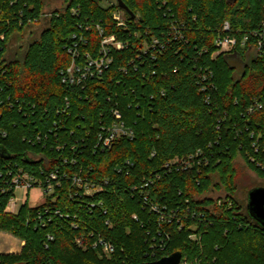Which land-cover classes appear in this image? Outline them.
Returning <instances> with one entry per match:
<instances>
[{
	"label": "trees",
	"instance_id": "16d2710c",
	"mask_svg": "<svg viewBox=\"0 0 264 264\" xmlns=\"http://www.w3.org/2000/svg\"><path fill=\"white\" fill-rule=\"evenodd\" d=\"M47 1L0 0V182L19 168L60 181L15 214L4 210L12 190L0 191V230L24 242L0 264H138L174 251L187 264H264V228L246 207L259 184L245 171L264 182V0H122L132 15L63 0L21 56H8ZM225 21L237 44L213 55ZM97 25L125 46L101 76L62 83L70 48L77 62L98 55ZM113 109L134 136L101 149L97 132ZM198 150L190 167L168 166ZM72 174L101 190L84 195ZM219 190L220 203L210 194Z\"/></svg>",
	"mask_w": 264,
	"mask_h": 264
},
{
	"label": "built area",
	"instance_id": "2783aa9c",
	"mask_svg": "<svg viewBox=\"0 0 264 264\" xmlns=\"http://www.w3.org/2000/svg\"><path fill=\"white\" fill-rule=\"evenodd\" d=\"M115 19L117 20V25L123 24V21L118 17L115 16ZM97 30L101 35L103 34V30L98 25ZM222 30L224 33L218 35L214 41L215 52L213 55L222 52H229L237 44L236 37L228 33V31L230 30V26L227 21L223 23ZM260 35L261 36H259L256 40V48L257 50L262 52V47H264V33ZM246 38L247 36L245 35L242 42H244ZM75 45L76 44H74V47ZM124 46L125 44L122 41L117 40L114 35H102L98 55L96 57H90L88 54H84V60L82 62H77L75 60V56L77 55L76 48H70L69 51L72 53V59L69 65L60 71L61 82L68 85H82V83L86 81L89 77L101 76L103 71H105L111 64V50H119L122 49ZM210 85L212 86L213 84L210 83ZM202 89H205V86H203ZM254 104L258 107L261 106L260 102L257 100H254ZM112 116V121L107 125H102L100 127V130L97 132L95 143L96 147H99L101 149L109 148L116 139L122 137L132 138L134 136L133 129L124 124L121 113L117 109L112 110ZM36 139L40 141L41 138L39 135H37ZM200 155L201 151L198 150L195 152V155H190L187 159L174 158L172 161L169 162V165H166H168L169 167L170 165H176L177 169H184L190 167L191 161L194 160V157H198ZM127 163L129 162L127 161ZM68 178L71 180L72 184L77 188V190L79 189L83 191L84 195H91L97 191H100L102 188L101 185H97L77 174H72L68 176ZM59 184L60 181L58 179L57 171H50L45 174L44 177H39L19 168L9 180H4L0 182V191H3L6 187L12 190V195L9 197L4 210L13 214L17 213L20 208L27 203V195L29 189L35 187L41 190L43 197L42 200L34 206L40 205L44 202L45 196L52 193L55 189V186H58ZM75 193L78 194L79 192L76 191ZM216 193H219L217 196H215V198L216 200L220 198L217 200L218 203H220L221 199L226 196L225 192L223 190H219L216 191ZM146 200L147 197L144 196V201L146 202ZM229 204L231 205V203ZM148 205L152 210H157L156 205H152V202H148ZM55 214L60 215L58 210L55 211ZM37 219L41 220L42 216L38 214ZM41 224H43V222H41ZM98 241L103 247L104 252L108 253L113 250L112 246L107 243L103 238H99ZM179 264H187V262L185 260L180 259Z\"/></svg>",
	"mask_w": 264,
	"mask_h": 264
},
{
	"label": "rangeland",
	"instance_id": "374dc122",
	"mask_svg": "<svg viewBox=\"0 0 264 264\" xmlns=\"http://www.w3.org/2000/svg\"><path fill=\"white\" fill-rule=\"evenodd\" d=\"M100 3L103 6H109V5L117 4V0H100ZM63 6H64L63 0L47 1L40 20L38 22L30 24L21 35L15 34L12 36L10 44H9L8 56L10 57L13 56L14 52L18 53V55L21 56L22 50L19 47L22 46L24 48L31 39L36 37L40 29L46 24V19L47 17H49V14L50 12H52V10H54L55 8L61 9V7ZM123 13H124L123 10H120V12L117 10L115 11L114 15L118 17L119 19H121ZM245 171L256 183L259 184V186H264V182L257 179V177L252 172L248 170H245ZM242 175L243 176L240 177L241 178L240 180L244 184L248 178L244 175V173ZM219 193H216L215 191H213L210 194L215 198V196H217ZM241 195L242 194L240 193L239 196ZM42 197H43V194L39 188L37 187L30 188L28 195H27V203L29 206H34L42 200ZM0 231L4 232V230H0ZM8 233L14 236L12 233L10 232ZM16 248L17 246L11 240L6 239L5 237H3V235L0 236V249H1L0 253L6 254V253L20 252V250H16Z\"/></svg>",
	"mask_w": 264,
	"mask_h": 264
},
{
	"label": "water",
	"instance_id": "95a60500",
	"mask_svg": "<svg viewBox=\"0 0 264 264\" xmlns=\"http://www.w3.org/2000/svg\"><path fill=\"white\" fill-rule=\"evenodd\" d=\"M235 1V0H231ZM120 8L126 10L132 15V12L123 3L122 0H117ZM247 211L249 215L264 228V186H255L247 192ZM181 252L174 251L169 255L162 256L156 260L144 261L138 264H179Z\"/></svg>",
	"mask_w": 264,
	"mask_h": 264
},
{
	"label": "crops",
	"instance_id": "0c3cea01",
	"mask_svg": "<svg viewBox=\"0 0 264 264\" xmlns=\"http://www.w3.org/2000/svg\"><path fill=\"white\" fill-rule=\"evenodd\" d=\"M2 235L6 239L11 240L17 246L16 250H21V247H22V245L24 243L23 240H21L19 238H16V237L10 235L8 232H5V231L4 232L0 231V236H2Z\"/></svg>",
	"mask_w": 264,
	"mask_h": 264
}]
</instances>
